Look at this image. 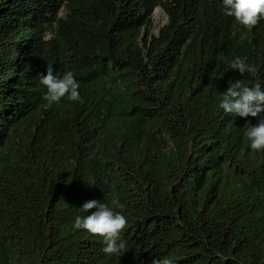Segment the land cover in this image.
I'll return each mask as SVG.
<instances>
[{"label": "trees", "instance_id": "1", "mask_svg": "<svg viewBox=\"0 0 264 264\" xmlns=\"http://www.w3.org/2000/svg\"><path fill=\"white\" fill-rule=\"evenodd\" d=\"M49 64L82 102L43 99ZM236 79L264 88V20L222 0H0V264H264L258 120L219 107ZM91 200L126 217L120 254L74 229Z\"/></svg>", "mask_w": 264, "mask_h": 264}, {"label": "clouds", "instance_id": "2", "mask_svg": "<svg viewBox=\"0 0 264 264\" xmlns=\"http://www.w3.org/2000/svg\"><path fill=\"white\" fill-rule=\"evenodd\" d=\"M222 3L224 14L234 17L235 21L249 32L258 26L261 20H264V0H222ZM230 68L233 71H239L241 76L256 72L255 65H250L245 59L239 57L231 61ZM40 83L47 89L43 99L50 105L58 104L63 99L70 102H82L79 93L80 85L71 71L63 75L58 72L54 74L52 65L49 64L47 73L40 76ZM219 107L226 114L235 117L256 118L258 123L248 128L245 136L253 152L264 151V116H261L264 113V88L259 83L250 87L242 79L229 81ZM113 205L123 208V205L116 200L113 201ZM81 210L89 214L83 217L76 216L74 229L84 230L102 238L104 244L102 251L106 255L120 254L124 249L121 234L127 226L126 217L95 200L85 202ZM152 264H173V261L168 257L156 258L153 259Z\"/></svg>", "mask_w": 264, "mask_h": 264}, {"label": "rangeland", "instance_id": "3", "mask_svg": "<svg viewBox=\"0 0 264 264\" xmlns=\"http://www.w3.org/2000/svg\"><path fill=\"white\" fill-rule=\"evenodd\" d=\"M154 19H155V24H156V32L158 29L166 23V17L161 11V9H156L155 14H154Z\"/></svg>", "mask_w": 264, "mask_h": 264}]
</instances>
